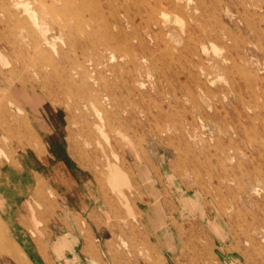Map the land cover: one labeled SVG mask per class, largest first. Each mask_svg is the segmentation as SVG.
<instances>
[{
    "label": "rangeland",
    "instance_id": "rangeland-1",
    "mask_svg": "<svg viewBox=\"0 0 264 264\" xmlns=\"http://www.w3.org/2000/svg\"><path fill=\"white\" fill-rule=\"evenodd\" d=\"M0 193L99 264H264V0H0Z\"/></svg>",
    "mask_w": 264,
    "mask_h": 264
},
{
    "label": "crops",
    "instance_id": "crops-1",
    "mask_svg": "<svg viewBox=\"0 0 264 264\" xmlns=\"http://www.w3.org/2000/svg\"><path fill=\"white\" fill-rule=\"evenodd\" d=\"M32 167L29 166L27 174L33 172L40 175L38 169ZM110 180L122 193L121 186L126 184V176L116 165L111 169ZM24 193L32 195L29 187L26 190L21 187L14 196H25ZM7 201L6 195L0 193V219L3 221L0 228V264H62L64 260L65 264L67 260H71L70 264H99L97 260L102 259L103 248L95 243L90 233L84 235L79 227L74 226L63 232L62 222L60 232L48 231L46 226L36 225L34 217L45 216L41 217V212L32 213L27 200L22 202L23 211L15 210L12 208L14 205H9ZM54 222L57 227L56 219ZM67 254H71V258L68 259Z\"/></svg>",
    "mask_w": 264,
    "mask_h": 264
},
{
    "label": "bare ground",
    "instance_id": "bare-ground-1",
    "mask_svg": "<svg viewBox=\"0 0 264 264\" xmlns=\"http://www.w3.org/2000/svg\"><path fill=\"white\" fill-rule=\"evenodd\" d=\"M48 1V0H47ZM51 1V0H50ZM49 4H51L50 2H49ZM19 6V5H18ZM21 6V5H20ZM45 6V5H44ZM53 6V5H52ZM44 8H46V7H44ZM49 7H47V9H48ZM51 9V8H50ZM27 10V9H26ZM52 10V9H51ZM51 14V13H50ZM176 20V19H175ZM36 25V24H35ZM37 28V27H36ZM42 34V33H41ZM42 36V35H41ZM52 48V47H51ZM36 104V103H35Z\"/></svg>",
    "mask_w": 264,
    "mask_h": 264
}]
</instances>
